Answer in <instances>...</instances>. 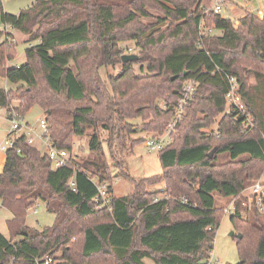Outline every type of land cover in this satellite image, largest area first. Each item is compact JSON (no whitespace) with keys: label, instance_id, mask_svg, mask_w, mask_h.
<instances>
[{"label":"trees","instance_id":"trees-1","mask_svg":"<svg viewBox=\"0 0 264 264\" xmlns=\"http://www.w3.org/2000/svg\"><path fill=\"white\" fill-rule=\"evenodd\" d=\"M149 7L162 16L146 23L139 17ZM210 7L211 0H35L11 14L0 0V77L17 84L16 91L0 86V106L24 117L37 104L54 146L71 150L73 136L88 135L97 154L53 168L25 135L4 152L0 205L11 217L8 238L0 232V264H36L45 256L54 264H208L225 208L216 195L234 200L237 264H264V206L241 201L264 174V15L245 12L234 25ZM11 29L27 44L25 62L15 67L6 66L16 55ZM126 40L139 51L122 61L119 43ZM117 63L108 88L98 69ZM227 75L236 78L243 114L226 102ZM184 80L195 81L196 90L177 137L158 151L162 172L150 182L163 188L150 194L152 176L133 180L131 194L111 195L96 209V183L112 190L103 141L119 167L114 159L126 149L131 121L165 131ZM215 121L210 133L201 132ZM219 153L229 161L217 164ZM40 200L54 222L38 230L25 217Z\"/></svg>","mask_w":264,"mask_h":264},{"label":"rangeland","instance_id":"rangeland-1","mask_svg":"<svg viewBox=\"0 0 264 264\" xmlns=\"http://www.w3.org/2000/svg\"><path fill=\"white\" fill-rule=\"evenodd\" d=\"M35 0H1L3 10L4 12L11 13V14H18L21 9H24L34 3ZM116 1V0H113ZM214 0H211V3H213ZM228 6H226L227 8ZM221 13L223 17L230 18L234 25H237L235 21H237L235 14L233 12L226 10ZM148 15H140L139 19L143 22H155L157 20V17L162 16V13L159 9L151 8L149 7L147 9ZM258 16V15H257ZM163 27V26H162ZM0 28H2V25L0 24ZM10 31V29L8 28ZM214 34H219V31H214ZM5 38V34H2L0 37V42H2ZM24 36L20 35L15 29H11V37L8 38V41L10 43H14L17 41V44L15 45L16 49V55L13 59L6 61V66H19L23 64L26 60L25 57V47L26 43L23 41ZM120 50L123 52V54H138L139 48L135 45L134 41L132 40H126L121 43H119ZM121 55V56H122ZM121 64L117 63L115 65H107V66H101L98 69V73L101 77V79L104 81V83L109 88V76H114L120 71ZM134 71L137 72V66H134ZM246 79L248 84H254L255 80L253 77V74L251 72L246 73ZM41 81V80H40ZM187 81L184 80L181 84L180 94L183 91V84ZM0 86H3L7 90L16 91L17 84H11L7 83L6 80L3 77H0ZM195 89L190 98L187 100V103L182 108V112L180 113V118L177 120L178 122H182L187 117V111L186 106L188 102L193 98V95L196 90V85H194ZM110 90V89H109ZM14 94V92H12ZM179 94V97H180ZM179 97L177 99L176 106L174 107L172 111L171 120L175 117V114H177L176 108L178 107L177 104L179 103ZM12 104L16 105L15 98H11ZM161 106L162 103H161ZM229 107L228 104L225 106V110H227ZM6 110L0 109V144L3 143V137L5 135V131H7L10 127V122L6 118ZM223 112L218 114L216 116V121L220 119ZM44 114L42 109L39 105L35 104L32 106V108L24 115V120H28L29 123L33 124L35 127H37L39 118H43ZM213 122L209 127H203L201 128V132L203 133H210L211 129L216 127L217 122ZM131 123V130L132 132L128 134V137H126V149L123 150V152H120V154H116L117 158L114 159L120 163V166L118 167L117 164H112V157L109 156L106 142L103 141V153L104 158L107 160L108 164L110 165L109 168H111V187H112V195L115 196H121L126 194H131L134 189V183L133 180H140L145 177L152 176L148 181L146 182V191L151 193H155L156 190H161L163 188V182H158L156 184L150 183L151 180H153V177L158 178L159 174L162 172V167L159 161L158 157V151L156 150H148L147 147L144 145V140L147 136H151L154 134H158V132H151L148 130L142 129V123L139 119L132 120ZM168 125V124H167ZM167 127V126H166ZM166 129V128H165ZM174 129L172 133V139L170 142L173 141L178 135V129L175 131ZM164 132V131H163ZM162 132V133H163ZM101 134V138H105L107 135V132H99ZM141 138L142 142L136 143L134 146H132V141ZM169 142V143H170ZM0 145V154L4 152L1 149ZM35 146L39 147L41 150H45L44 145H42L40 142H36L34 144ZM69 160L73 159L76 162H82L83 160H87L89 158L96 157L97 154L94 151H91L89 149V136H73L72 138V147L71 150H67ZM247 155H242L239 157V159L246 157ZM216 163L222 164L227 161H229V155L228 153H219L216 154ZM156 175V176H153ZM264 178V174L261 176ZM256 181V180H254ZM253 181V182H254ZM153 182V181H152ZM251 182L250 185L246 187V189L242 192V202L248 203V196L251 191V185L253 184ZM217 203L220 206H223L225 204V207L229 206L231 202L233 203L234 200H230L228 198L221 199L219 196H217ZM249 204V203H248ZM251 204V203H250ZM249 204V205H250ZM36 209V211H33ZM230 212L223 211V214L221 215L219 219V226L217 228L214 242H213V249L211 251L210 257L208 259V264H237L239 262V255L236 247V236L237 233L235 232V226L234 223L229 218ZM11 217V212L7 210L6 208L2 207L0 205V232L4 236H8V230L6 220ZM54 222V214L52 212H49L46 210L45 203L43 201H38L34 206L29 208L27 210V214L25 217V223L28 226H31L33 228H36L38 230L42 229L44 226H49ZM233 231V235L230 234V232ZM77 247H78V241L76 242L75 253L77 254ZM59 254V253H57Z\"/></svg>","mask_w":264,"mask_h":264},{"label":"built area","instance_id":"built-area-1","mask_svg":"<svg viewBox=\"0 0 264 264\" xmlns=\"http://www.w3.org/2000/svg\"><path fill=\"white\" fill-rule=\"evenodd\" d=\"M210 9L217 14H220L225 11L224 9V0H214L211 3ZM222 16V15H221ZM8 28H10L8 26ZM203 30L206 32H210V29H205L202 26ZM204 33V34H205ZM229 80V90L225 95L226 102L232 106L235 110L241 112L242 114L245 112L244 104L240 98L239 87L236 81V78L233 76L227 75ZM187 82L183 84V91L179 97V103L177 104V114L172 119L171 122L168 123L165 131L163 133L154 134L151 136H147L144 140V145L148 150H156L159 151L165 145H167L172 139V133L175 129L177 120L180 118V113L182 112V108L187 103V100L190 98L192 93L194 92L195 81L186 80ZM0 109L3 107L0 106ZM7 120L10 122V127L7 131H5V135L3 137V143L1 145V149L5 152L8 148L12 147L14 142L22 135H25L26 142L29 145H34L36 142H40L44 145V153L50 160L53 168H58L66 165L68 163V152L66 149H60L54 146L50 140L48 134V124L45 118H39L37 127L28 121L24 120V118L18 115L16 112L12 111L7 115ZM246 120H249V116H247ZM93 181H96V178H91ZM73 184V181H71ZM97 186V195L94 198L96 201L95 208H102L104 206H108L109 200L111 198L112 192H109L107 189L108 183H96ZM251 191L248 196V203H255L259 210L263 209L264 206V178L260 177L251 185ZM233 208V203L224 208V211L230 212ZM33 211H36L34 209ZM36 264H54L55 260L52 256H45L40 259H35Z\"/></svg>","mask_w":264,"mask_h":264},{"label":"crops","instance_id":"crops-1","mask_svg":"<svg viewBox=\"0 0 264 264\" xmlns=\"http://www.w3.org/2000/svg\"><path fill=\"white\" fill-rule=\"evenodd\" d=\"M224 6L225 8L226 6H228L226 10L233 12V14H235L236 19L243 16L245 12H252L258 15L259 17H262L264 15V0H224ZM26 121L28 120L26 119ZM43 151L44 150H42V152ZM4 159H5V155L4 152H2L0 154V171L2 170Z\"/></svg>","mask_w":264,"mask_h":264},{"label":"water","instance_id":"water-1","mask_svg":"<svg viewBox=\"0 0 264 264\" xmlns=\"http://www.w3.org/2000/svg\"><path fill=\"white\" fill-rule=\"evenodd\" d=\"M135 57H137L136 54H132V53L131 54H123L121 56V60L122 61H126V60H129V59L135 58ZM174 78H175V76L171 77V79H174ZM233 233H234L233 231L230 232L231 235H233ZM236 236L240 237V234H237Z\"/></svg>","mask_w":264,"mask_h":264}]
</instances>
